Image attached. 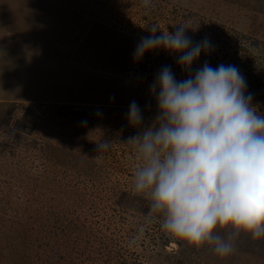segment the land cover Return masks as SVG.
Masks as SVG:
<instances>
[{
    "label": "rangeland",
    "instance_id": "374dc122",
    "mask_svg": "<svg viewBox=\"0 0 264 264\" xmlns=\"http://www.w3.org/2000/svg\"><path fill=\"white\" fill-rule=\"evenodd\" d=\"M179 26L214 45L191 74L237 66L264 113V0H0V264H264V239L240 233L219 257L164 231L133 191L128 140L158 114L150 86L164 66L189 75L163 50L134 63V49Z\"/></svg>",
    "mask_w": 264,
    "mask_h": 264
},
{
    "label": "clouds",
    "instance_id": "9594fccd",
    "mask_svg": "<svg viewBox=\"0 0 264 264\" xmlns=\"http://www.w3.org/2000/svg\"><path fill=\"white\" fill-rule=\"evenodd\" d=\"M187 30L152 27L134 49V63L163 50L175 55L189 75L178 80L164 66L150 86L158 114L128 140L140 161L133 191L146 196L151 212L163 217L164 231L227 257L240 233L264 239V113L237 66L204 63L191 74L193 64L214 45L209 37L194 42ZM127 118L130 126H143L137 102H131ZM98 148L108 149L109 142ZM229 228L226 235L217 234Z\"/></svg>",
    "mask_w": 264,
    "mask_h": 264
}]
</instances>
